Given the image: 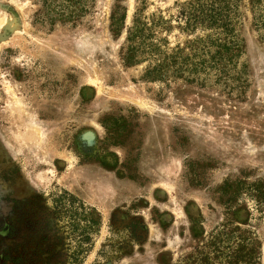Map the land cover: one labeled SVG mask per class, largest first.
I'll list each match as a JSON object with an SVG mask.
<instances>
[{"label": "rangeland", "instance_id": "obj_1", "mask_svg": "<svg viewBox=\"0 0 264 264\" xmlns=\"http://www.w3.org/2000/svg\"><path fill=\"white\" fill-rule=\"evenodd\" d=\"M0 154L95 204L99 240L111 209L140 214L139 264L188 216L264 264V0H0Z\"/></svg>", "mask_w": 264, "mask_h": 264}, {"label": "flooded vegetation", "instance_id": "obj_2", "mask_svg": "<svg viewBox=\"0 0 264 264\" xmlns=\"http://www.w3.org/2000/svg\"><path fill=\"white\" fill-rule=\"evenodd\" d=\"M22 176L16 164L0 154V264H82L103 233V215L98 207L78 194L74 196L75 202L66 201L65 197L50 198L31 179ZM129 210L121 206L108 213L107 234L95 249L96 257L102 258L100 264H139L140 259L135 255L143 253L140 247L147 242L149 228L140 214L132 216ZM188 217L191 227L187 237L184 230L177 234L181 240L178 249L171 248L165 239L169 230L167 223L172 219L167 218V223L163 218L159 220L158 264L250 263L249 258L242 260V254L227 255L226 230L218 229L215 235L214 226L207 233L199 230L196 233L193 226L197 219ZM200 235L203 239L195 240ZM130 243L138 246L135 255ZM204 246L201 254L195 253ZM240 249L235 252H241Z\"/></svg>", "mask_w": 264, "mask_h": 264}, {"label": "water", "instance_id": "obj_3", "mask_svg": "<svg viewBox=\"0 0 264 264\" xmlns=\"http://www.w3.org/2000/svg\"><path fill=\"white\" fill-rule=\"evenodd\" d=\"M7 29H11L10 27H9V25L6 27ZM92 135V134H91Z\"/></svg>", "mask_w": 264, "mask_h": 264}]
</instances>
